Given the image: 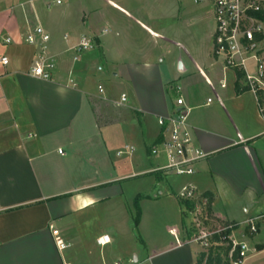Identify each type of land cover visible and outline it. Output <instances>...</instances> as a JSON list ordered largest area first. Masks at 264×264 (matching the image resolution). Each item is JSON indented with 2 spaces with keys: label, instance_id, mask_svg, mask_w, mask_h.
<instances>
[{
  "label": "crops",
  "instance_id": "1",
  "mask_svg": "<svg viewBox=\"0 0 264 264\" xmlns=\"http://www.w3.org/2000/svg\"><path fill=\"white\" fill-rule=\"evenodd\" d=\"M106 1L105 12L96 0H0V57L9 58L0 64V264H196L200 246L184 237L176 195L189 181L211 197L215 215L241 227V238L247 219L264 212V118L257 94L237 91L236 69L214 53L211 3L214 27L198 35L197 10L185 0ZM37 25L48 41H1ZM83 38L94 46L76 60ZM43 49L55 62L52 79L31 72ZM168 64L176 74L165 79ZM117 79L121 93L111 85ZM179 94L208 156L193 176L166 180L150 150L161 138L158 117ZM97 98L119 111L100 114ZM166 195L181 214L166 204L169 225L141 227L137 238L136 200ZM106 233L112 241L99 244ZM245 235L257 250L244 264H264V228Z\"/></svg>",
  "mask_w": 264,
  "mask_h": 264
},
{
  "label": "built area",
  "instance_id": "2",
  "mask_svg": "<svg viewBox=\"0 0 264 264\" xmlns=\"http://www.w3.org/2000/svg\"><path fill=\"white\" fill-rule=\"evenodd\" d=\"M209 2L212 5L215 30L213 33L214 53L224 56L225 63L234 69L244 72L245 85L253 90L259 99V107L264 118V0H196ZM61 2V0H57ZM50 39V34L41 26L29 28L27 33L16 40L12 35L1 37L4 44L15 41H25L30 44H39ZM94 43L89 38L76 46L78 54L92 48ZM45 48V46L43 47ZM253 60V69L248 62ZM9 58L0 57V64L7 65ZM55 62L45 56L44 49L32 65L31 72L45 79L53 78ZM225 85V83H223ZM101 90L102 87L100 86ZM126 100L123 93L121 101ZM121 103V102H119ZM191 107L188 106L182 95H176L174 108L168 115L158 117L162 128L161 138L150 150L151 156L161 157L162 163L153 170L176 177H190L197 172L198 163L208 156L194 140L193 130L189 123ZM64 153L63 149H59ZM164 192L159 189L156 195ZM178 199L184 205L186 218L185 233L189 242L200 245L199 257L203 255V264H207L210 256L220 254L223 261L230 264H244L256 252V247L250 245L246 231L257 234L264 228V212L250 216L245 222L242 237L237 233L238 224L223 219L212 212L211 197L193 182L183 183L177 192ZM56 242L60 248H65L66 242L61 237L59 230L54 229ZM178 242L179 233L176 228L170 229ZM112 241L110 234L106 233L98 238V243L106 245ZM227 251V252H226ZM116 264H120L116 262Z\"/></svg>",
  "mask_w": 264,
  "mask_h": 264
},
{
  "label": "rangeland",
  "instance_id": "3",
  "mask_svg": "<svg viewBox=\"0 0 264 264\" xmlns=\"http://www.w3.org/2000/svg\"><path fill=\"white\" fill-rule=\"evenodd\" d=\"M176 1L178 3V0H169V2L174 4L175 7L179 5L177 3L175 4ZM185 1L188 3L190 7L193 6L197 10V13H196L197 15L195 16V20H194L195 21L194 22V29H195L194 32L198 35H207L208 33H210L211 29L214 27V20L212 16V8H211L210 3L208 2L195 3L194 0H185ZM96 3H98V5L102 7V9L105 12L107 11L108 3L106 0H96ZM172 28L175 29L176 26H170V29ZM168 66L169 67L166 69L167 72L165 74L166 75L165 79L168 76L172 77L176 74L174 65L168 64ZM119 82L121 83V81L117 79V80H114L113 83H111V85L114 86V91L116 93H121L122 91V87ZM97 100H98L97 105H98L100 114L107 115L110 112L119 111V109L114 108V106L111 104L110 101L105 100V99H98V98ZM158 174L166 180H170L171 178H173V175H167V174H164L163 172H158ZM144 176L151 177L152 174L148 173V174H145ZM166 204L167 205L169 204L167 207L168 211L166 210V206H165ZM142 211L144 212L145 215H144L143 221L140 223ZM166 211L169 212L171 215L173 214L172 215L173 217H175L177 214L178 215L181 214L179 205L177 203V199L173 197L172 195H166L160 198H147L145 200H142L141 205L139 204V208L136 209V214H134L136 216L137 214H139L138 224L136 223L138 228H130V232H133V234L137 238H141V234H140L141 227L145 230L147 228H153L154 230L158 232H163V228H165L167 224L169 225V223L171 222L170 219H172L170 216L166 215ZM185 224L187 223L185 222ZM184 237L186 240H188L187 235H185ZM199 254L197 258H199ZM256 258L257 257L249 259L247 263L253 264L256 261ZM226 262L227 261H223L222 264H226Z\"/></svg>",
  "mask_w": 264,
  "mask_h": 264
},
{
  "label": "trees",
  "instance_id": "4",
  "mask_svg": "<svg viewBox=\"0 0 264 264\" xmlns=\"http://www.w3.org/2000/svg\"><path fill=\"white\" fill-rule=\"evenodd\" d=\"M261 16L264 18V12L261 14ZM237 71V75H238V83H237V91H242V90H247L249 89V86L247 85H240V81L241 79L244 77V72L241 69L236 68ZM136 208H139V203L138 200H136L135 202ZM135 221L138 224L139 221V214H137V216L135 217ZM227 252V251H226ZM203 255L201 257H199L196 261V264H203ZM223 263V259L222 256L220 254H217L216 256H210L207 260V264H222ZM226 264H230L229 261L226 262Z\"/></svg>",
  "mask_w": 264,
  "mask_h": 264
}]
</instances>
